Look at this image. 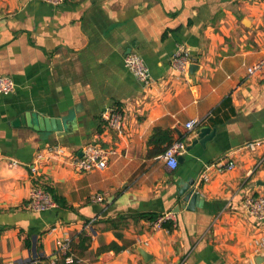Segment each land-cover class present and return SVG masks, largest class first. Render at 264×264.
<instances>
[{
    "label": "crops",
    "instance_id": "crops-1",
    "mask_svg": "<svg viewBox=\"0 0 264 264\" xmlns=\"http://www.w3.org/2000/svg\"><path fill=\"white\" fill-rule=\"evenodd\" d=\"M180 45L198 66L190 78L173 67ZM129 53L143 58L151 86L126 69ZM263 57L264 0H0V76L16 84L0 94V264H58L83 232L92 243L80 264H256L264 220L245 201L264 196V81L247 70ZM110 108L124 114L119 132L101 119ZM45 119L63 131L47 132ZM156 129L187 145L174 171L167 143L149 142ZM91 144L117 149L108 168L81 173L59 159L31 173L45 148ZM230 161L235 170H215ZM191 180L188 210L180 191ZM35 187L68 206L30 211ZM139 214H173V229ZM119 215L131 218L121 240L99 221ZM113 242L125 249L99 254Z\"/></svg>",
    "mask_w": 264,
    "mask_h": 264
},
{
    "label": "built area",
    "instance_id": "built-area-1",
    "mask_svg": "<svg viewBox=\"0 0 264 264\" xmlns=\"http://www.w3.org/2000/svg\"><path fill=\"white\" fill-rule=\"evenodd\" d=\"M52 6L58 7L65 4L66 0H40ZM173 67L179 72L186 74L189 66L193 63L189 50L180 45L177 47L176 52L172 58ZM124 65L126 69L132 73L136 79L142 83L145 87L151 86L152 79L150 71L145 64L143 58L136 53H129L124 58ZM249 77H256L264 81V57L258 62L253 64L247 70ZM16 84L14 80L7 76H0V94L8 95L14 91ZM102 121L107 128L113 131H121L124 125V114L120 109L110 108L105 110L101 116ZM200 122L194 121L187 124V129L192 130L195 125ZM264 145V141L261 143ZM256 144H251L250 148L255 149ZM187 145L182 141H176L171 146L167 147L162 155V159L170 170H176L179 167V157L186 151ZM118 155L116 148L108 147L101 144H91L82 149V155L79 153H70L67 148L63 146H50L45 148L37 157L34 166L31 168L33 175H38L43 165H47L54 160L64 159L68 160L72 168L81 173L93 172L94 170H104L110 165V161L113 157ZM11 166L19 165V162L13 161ZM211 167H208L203 174V179L209 181L210 177L207 171ZM236 169V163L219 162L215 165V170L218 173L224 174ZM97 202H102L103 197L97 196ZM58 205L53 199L52 195L41 187H35L31 190L28 209L37 213H44L57 208ZM245 207L248 213L258 220H264V196L254 197L249 196L245 201ZM173 214L163 216L157 222L151 223L156 229H162V224L167 220H172ZM94 221H90L87 224V228L93 224ZM256 252L258 254H264V237L255 241ZM70 249V245L67 244L64 251L67 253ZM69 261H73L72 257L68 258ZM32 264H40L39 261H35Z\"/></svg>",
    "mask_w": 264,
    "mask_h": 264
},
{
    "label": "trees",
    "instance_id": "trees-1",
    "mask_svg": "<svg viewBox=\"0 0 264 264\" xmlns=\"http://www.w3.org/2000/svg\"><path fill=\"white\" fill-rule=\"evenodd\" d=\"M150 143L153 142H162L167 143V147L171 146L175 141L172 137L171 131L168 130H161L156 129L153 133V135L150 138ZM166 150V149H165ZM50 191V190H49ZM53 199L56 201L58 206L65 208L67 207V202L63 197H59L52 193ZM163 216L160 214H139L133 218L135 221H148L151 223L157 222L160 218ZM131 218L119 215L115 218H109V219H102L99 220L100 222L108 223L110 229H112L115 232V235L118 239H123V230L127 229L129 226V220ZM90 221H86V225ZM162 228L168 229L169 231H172L173 229V222L171 220H167L162 224ZM78 242L75 243L73 241L70 245L69 251L62 257V259L58 262V264H80V260L83 258L84 254L90 249L91 243H92V235L87 232H83L78 237ZM26 247L28 249L32 248V245L29 240H26L25 242ZM125 249V246H119L116 242H113L110 245L103 246L99 250V254L104 252H121ZM72 257L73 261L71 263H66L67 258ZM30 264V263H29Z\"/></svg>",
    "mask_w": 264,
    "mask_h": 264
},
{
    "label": "water",
    "instance_id": "water-1",
    "mask_svg": "<svg viewBox=\"0 0 264 264\" xmlns=\"http://www.w3.org/2000/svg\"><path fill=\"white\" fill-rule=\"evenodd\" d=\"M198 71V66L194 63H192L188 70L187 74L188 77L190 78L192 75H194ZM44 125L45 129L47 132H62L63 131V124L59 119H45L44 120ZM208 128H203L198 132V139L200 140L201 144L205 145L208 139H205L206 135L209 133ZM198 141L196 140L195 143ZM194 143V144H195ZM189 149V148H188ZM79 155H82V152L79 153ZM183 158L179 157V163L182 164ZM196 180H191L188 183L184 184L181 188L180 191V196L183 198L184 202L189 204V209L188 210H193V206L195 205L196 198L198 194L195 191L194 185H195ZM143 255L146 257L145 253L143 252ZM255 263L256 264H263L264 263V254H259L255 257Z\"/></svg>",
    "mask_w": 264,
    "mask_h": 264
}]
</instances>
